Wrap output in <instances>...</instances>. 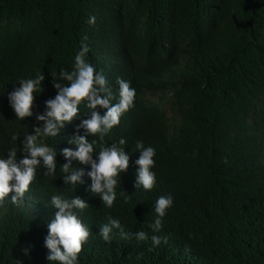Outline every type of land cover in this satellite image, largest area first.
Instances as JSON below:
<instances>
[{"label":"trees","instance_id":"obj_1","mask_svg":"<svg viewBox=\"0 0 264 264\" xmlns=\"http://www.w3.org/2000/svg\"><path fill=\"white\" fill-rule=\"evenodd\" d=\"M90 15L94 26L87 23ZM85 36L89 61L113 91L122 77L137 93L135 106L105 137L108 145L127 140L129 169L107 208L91 192L81 196L89 176L77 187L62 179L60 164L68 161L59 151L75 147L68 139L81 121L42 138L57 149V171L49 177L38 168L18 208L2 216L0 264H57L47 259L46 247L57 209L50 202L43 217L21 206L31 200V208L47 207L59 193L89 204L78 213L91 230L79 264H264V0H0V157L42 126L35 115L17 119L8 93L21 79L44 75L33 108L43 114L45 101L57 94L53 74L72 70ZM80 110L87 118L88 110ZM138 140L156 150L150 191L135 187ZM73 167L91 170L77 161ZM169 194L173 206L163 230L153 233L155 201ZM109 216L125 232L143 230L149 238L121 239L115 229L113 240L104 242L99 227ZM153 234L168 237L167 243L153 247Z\"/></svg>","mask_w":264,"mask_h":264},{"label":"clouds","instance_id":"obj_2","mask_svg":"<svg viewBox=\"0 0 264 264\" xmlns=\"http://www.w3.org/2000/svg\"><path fill=\"white\" fill-rule=\"evenodd\" d=\"M87 23L94 26L96 16L90 15ZM88 37L81 40L80 49L76 52L71 71L61 70L59 77L53 74V87L57 94L53 99L45 101L46 110L43 114L36 115L35 94L41 93L45 76L37 74L35 78L21 79L14 91L8 93L10 106L14 110L17 119L35 118L42 126H34V134L25 133L21 146L11 147L6 156L0 157V220L9 208H18L17 203L30 191L38 168H43L44 176L52 177L57 171V149L49 147L41 142L42 138L58 137L67 124L76 120L81 123L77 126L76 134L68 139V143L74 148H63L59 154L67 159V163L60 164V171L65 185L76 186L84 184L85 175L91 178V182L81 194L87 193L99 196L102 205L111 208L116 199V188L121 173H126L130 166V155L125 151L127 140L123 137L111 145L105 143L114 127L121 122L122 116L135 106L136 90L131 82L122 77L116 78L117 91H113V85L96 66L88 59L90 47L86 43ZM81 106L88 111L81 116ZM99 109H103V114ZM80 129L84 134H80ZM94 137V139H89ZM17 141V135L11 137ZM98 148V150H97ZM135 151L140 152L135 163L139 166L136 173L135 187L150 191L156 184L155 167L156 150L151 146H145L142 140L136 141ZM95 157V158H94ZM73 161L82 166H91L90 171L85 167H73ZM70 194V193H69ZM125 197V203L131 196L125 191L120 193ZM59 193L52 195L46 206L35 205L27 200L22 209L33 215L45 216L51 202L52 207L57 209L54 217L48 222L49 234L46 238V247L50 250L47 259L57 264H79V255L83 251V245L88 241L91 230L79 218L78 213L86 209L89 204L79 196ZM71 197V199H70ZM174 198L171 194L159 196L154 204L155 217L149 227L153 233L163 230V218L167 210L173 206ZM24 204V203H23ZM46 211V213H45ZM118 229L121 239H135L146 241L148 234L140 230L134 235L125 232L117 218L108 217V222L99 227V236L104 242L113 240V230ZM166 244L168 237L153 234L151 241L153 247L161 242ZM150 248L149 251H152ZM26 254L28 248L22 249ZM17 264H20L17 261Z\"/></svg>","mask_w":264,"mask_h":264}]
</instances>
